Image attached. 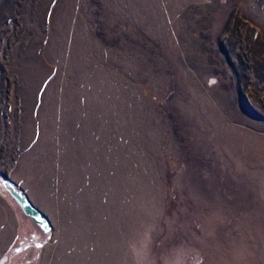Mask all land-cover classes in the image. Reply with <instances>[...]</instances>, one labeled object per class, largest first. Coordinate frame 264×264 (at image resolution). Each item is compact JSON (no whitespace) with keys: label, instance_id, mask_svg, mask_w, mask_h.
Masks as SVG:
<instances>
[{"label":"rangeland","instance_id":"374dc122","mask_svg":"<svg viewBox=\"0 0 264 264\" xmlns=\"http://www.w3.org/2000/svg\"><path fill=\"white\" fill-rule=\"evenodd\" d=\"M8 204L0 264H264V0H0Z\"/></svg>","mask_w":264,"mask_h":264},{"label":"water","instance_id":"95a60500","mask_svg":"<svg viewBox=\"0 0 264 264\" xmlns=\"http://www.w3.org/2000/svg\"><path fill=\"white\" fill-rule=\"evenodd\" d=\"M4 191L11 197V199L21 209L23 214L36 224L44 233L48 234L52 230V223L50 219L36 208L30 199L21 192L11 181L4 179L2 181Z\"/></svg>","mask_w":264,"mask_h":264},{"label":"crops","instance_id":"0c3cea01","mask_svg":"<svg viewBox=\"0 0 264 264\" xmlns=\"http://www.w3.org/2000/svg\"><path fill=\"white\" fill-rule=\"evenodd\" d=\"M12 208H14V207L11 204H8V206L6 208L4 206H0V213L2 211L3 213L6 214L8 209L9 210L11 209L12 211H14ZM12 225H13V223H12V221H10L9 218H5L3 221L0 218V240H4V241L6 240V238H7L6 235L9 234L10 228L12 227ZM18 233H19V231L17 230L16 233H14L13 237L9 240L10 241L9 246H8L6 251H9L11 249L12 243H14L18 237ZM2 234H4V236L1 237Z\"/></svg>","mask_w":264,"mask_h":264}]
</instances>
